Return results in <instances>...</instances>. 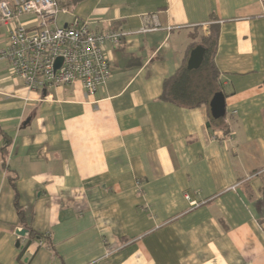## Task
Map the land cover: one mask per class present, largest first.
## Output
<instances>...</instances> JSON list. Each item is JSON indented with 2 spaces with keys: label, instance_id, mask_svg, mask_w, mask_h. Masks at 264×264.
I'll return each instance as SVG.
<instances>
[{
  "label": "crops",
  "instance_id": "crops-1",
  "mask_svg": "<svg viewBox=\"0 0 264 264\" xmlns=\"http://www.w3.org/2000/svg\"><path fill=\"white\" fill-rule=\"evenodd\" d=\"M55 1L57 25L125 34L91 95L79 80L28 90L0 58V264H264L261 1ZM214 29L225 115L208 125L214 93L188 105L202 94L165 85L201 68L190 52Z\"/></svg>",
  "mask_w": 264,
  "mask_h": 264
},
{
  "label": "built area",
  "instance_id": "built-area-1",
  "mask_svg": "<svg viewBox=\"0 0 264 264\" xmlns=\"http://www.w3.org/2000/svg\"><path fill=\"white\" fill-rule=\"evenodd\" d=\"M260 1L264 7V0ZM59 12L66 9L55 0H0V25L8 31L7 46L0 49V58L8 59L28 90L41 91L79 80L86 94H94L110 76L104 45L118 46L125 32H94L86 20L76 17L57 25ZM27 14L33 16L30 24L21 19ZM156 27L153 21L139 31ZM59 57L62 61L55 69Z\"/></svg>",
  "mask_w": 264,
  "mask_h": 264
},
{
  "label": "trees",
  "instance_id": "trees-1",
  "mask_svg": "<svg viewBox=\"0 0 264 264\" xmlns=\"http://www.w3.org/2000/svg\"><path fill=\"white\" fill-rule=\"evenodd\" d=\"M217 30H212L206 38L203 39L204 59L202 66L198 71L188 70L186 67L180 68L175 76H173L169 82L166 83L165 92L169 93V86L180 83L182 81V92L191 91V94H202L201 97H182V103L188 105H198L202 102H206V94L215 93L217 88L218 72L213 63V54L216 46ZM189 79H194L196 82L200 81V86L191 84ZM173 96V95H172ZM177 99V97H173ZM218 120L210 116L208 125L216 123ZM220 121V120H219ZM6 147V146H3ZM4 151V148L2 149ZM10 184L14 187V178L10 177ZM17 200V197H16ZM19 214L21 213L20 207L16 204Z\"/></svg>",
  "mask_w": 264,
  "mask_h": 264
},
{
  "label": "water",
  "instance_id": "water-1",
  "mask_svg": "<svg viewBox=\"0 0 264 264\" xmlns=\"http://www.w3.org/2000/svg\"><path fill=\"white\" fill-rule=\"evenodd\" d=\"M204 48L200 45L196 46L191 52L188 59L187 67L189 69L197 68L203 59ZM62 59L59 57L55 61L54 68H58ZM209 110L212 118L218 119L225 115V102L224 94L222 91L214 93L209 101ZM26 232L25 229H21L18 234L23 235Z\"/></svg>",
  "mask_w": 264,
  "mask_h": 264
},
{
  "label": "rangeland",
  "instance_id": "rangeland-1",
  "mask_svg": "<svg viewBox=\"0 0 264 264\" xmlns=\"http://www.w3.org/2000/svg\"><path fill=\"white\" fill-rule=\"evenodd\" d=\"M60 7V6H59ZM57 17H59V20H62V19H64V18H66L67 16H66V14H62V12H59V14H58V16ZM4 29V28H3ZM5 30V29H4ZM200 30L202 31H205L204 29H202V28H200ZM8 60V59H7Z\"/></svg>",
  "mask_w": 264,
  "mask_h": 264
}]
</instances>
